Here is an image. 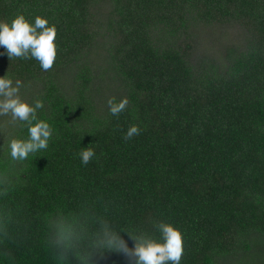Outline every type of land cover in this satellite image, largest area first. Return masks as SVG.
I'll use <instances>...</instances> for the list:
<instances>
[{"label": "trees", "instance_id": "obj_1", "mask_svg": "<svg viewBox=\"0 0 264 264\" xmlns=\"http://www.w3.org/2000/svg\"><path fill=\"white\" fill-rule=\"evenodd\" d=\"M18 14L56 25L57 57L44 71L0 46V77L43 102L53 132L13 161L28 127L0 116V264H61L57 223L75 231L79 264L102 220L129 248L172 224L180 264H264V0H0V22ZM112 96L129 100L118 117ZM90 264L133 262L102 249Z\"/></svg>", "mask_w": 264, "mask_h": 264}, {"label": "clouds", "instance_id": "obj_2", "mask_svg": "<svg viewBox=\"0 0 264 264\" xmlns=\"http://www.w3.org/2000/svg\"><path fill=\"white\" fill-rule=\"evenodd\" d=\"M57 36L55 24L49 25L47 18L36 16L30 23L23 14H18L9 24L0 22V46L6 49L9 59H35L44 71L54 66L57 57ZM22 82H15L7 75L0 77V116H10L9 123L23 122L28 127V138H13L8 144L13 161H23L30 154L45 150L52 136L53 129L44 120L37 119V110L43 108V102L36 100L29 104L20 95ZM112 116H119L129 104L127 97L119 101L115 96L107 100ZM35 121V123H33ZM138 125H131L124 135L125 140L140 134ZM81 163L87 165L95 156L91 147L82 148ZM160 239L141 233L130 237L134 241L129 248L126 241L115 231L107 220L101 221V228L95 237L91 250L79 251V264H90L91 258L102 249L115 250L124 254L133 264H180L184 253L183 237L179 228L170 223L159 222L156 225ZM50 247L61 264H67L77 250L78 237L75 231L64 223H57L49 241Z\"/></svg>", "mask_w": 264, "mask_h": 264}]
</instances>
